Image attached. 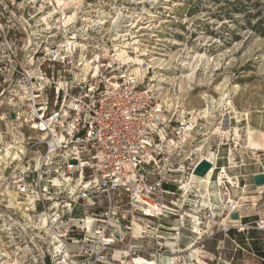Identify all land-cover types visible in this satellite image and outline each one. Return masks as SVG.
I'll use <instances>...</instances> for the list:
<instances>
[{"label": "built area", "instance_id": "2783aa9c", "mask_svg": "<svg viewBox=\"0 0 264 264\" xmlns=\"http://www.w3.org/2000/svg\"><path fill=\"white\" fill-rule=\"evenodd\" d=\"M61 3L0 0V220L9 240L50 264L162 257L145 243L161 246L199 191L203 159L185 157L198 121L170 117L118 59L93 63L114 46L112 30Z\"/></svg>", "mask_w": 264, "mask_h": 264}, {"label": "rangeland", "instance_id": "374dc122", "mask_svg": "<svg viewBox=\"0 0 264 264\" xmlns=\"http://www.w3.org/2000/svg\"><path fill=\"white\" fill-rule=\"evenodd\" d=\"M55 1L62 5V0ZM72 1L76 3L73 9L78 7L74 14L80 9L101 16L105 28L112 30L114 46L101 62L118 59L113 48L126 51L131 58L147 54L143 58L146 71L137 72L136 67L126 65L145 78L170 117L192 126L198 121L185 157L197 162L215 154L218 161L207 197L210 205L201 197L200 185V191L186 201L189 205L184 215L202 223V234L195 233L189 219L175 221L174 217L167 222L171 229L161 246L152 239L145 243L162 257L143 259L147 264L151 260L168 264L176 254L178 264H252L245 261L240 248L242 237L234 233L243 235L238 228L246 216L252 219L249 227L256 229L264 220V188L251 186L252 175L264 172V0ZM127 34L133 36L121 37ZM140 35L141 44L122 47ZM221 127L230 132L229 138L219 132ZM224 167L233 185L220 179ZM1 201L0 197V215L6 212ZM234 214L239 220H232ZM2 224L0 220V264H50L47 257L27 255L28 243L9 240ZM223 225L231 230L223 232ZM179 228L180 237L172 231ZM192 245L197 251H190ZM116 257L121 260L118 253ZM139 258L122 261L139 264ZM70 264L93 262L71 258Z\"/></svg>", "mask_w": 264, "mask_h": 264}, {"label": "bare ground", "instance_id": "6f19581e", "mask_svg": "<svg viewBox=\"0 0 264 264\" xmlns=\"http://www.w3.org/2000/svg\"><path fill=\"white\" fill-rule=\"evenodd\" d=\"M59 1V0H58ZM75 16H76V14H74L71 18L72 19H74L75 18ZM103 18H104V16H102ZM116 21V20H115ZM87 23H90V22H88V20H87ZM117 23V22H116ZM143 29V28H142ZM127 36H133V34H127V35H125V36H121V37H127ZM141 37H143V36H138V37H135L134 36V41H133V43L131 44V43H127L126 45H123L122 47L123 48H126V47H128V45L129 46H137V45H139V44H141L140 42L141 41H139L140 39L139 38H141ZM125 42L126 41H128L129 42V39H125L124 40ZM139 48V47H138ZM116 52H117V57H118V59H119V61H121V62H123V63H125V64H127V65H132L133 67H136V71L137 72H140V70L141 69H143L145 66H148L147 64H146V62L144 61V59L143 58H145V57H147V54H141L140 56H138L137 58H131L130 56H128V54L126 53V51H123V50H121L120 48H117L116 49ZM114 57H115V55H114ZM97 62H100V58L98 57L96 60H95V62H93V63H97ZM92 63V62H91ZM89 64V63H88ZM134 70V69H133ZM143 70H145L146 71V68L145 69H143ZM143 70H142V72H143ZM144 71V72H145ZM144 72H143V75H144ZM140 74V73H139ZM147 75V74H146ZM154 87V86H153ZM206 98H208L207 96H205V99ZM210 108V107H209ZM208 108V109H209ZM235 112V111H234ZM206 115V114H205ZM212 116V115H211ZM210 117V116H209ZM220 130V131H219ZM218 131L219 132H221V134H223L224 136V138H229V135H230V132H228L227 130H226V128H220ZM234 133H235V135H236V138L237 139H239L240 138V136H239V133H238V131L236 130V131H234ZM236 144V143H235ZM231 152V151H230ZM211 153V152H210ZM199 154H200V152H199ZM231 154V153H230ZM210 155V154H209ZM202 156V155H201ZM211 156H213L212 158H209V156H208V154H207V156H202V159L203 160H207V161H212V169L209 171V173L207 174V176L206 177H197L196 179L198 180V183H199V185H200V187L203 189V192L205 193H202V196L201 197H204L205 198V202H206V204L207 205H210V203H208V199L209 198H207L209 195H210V187H211V185H212V176H213V174L215 173V168H214V163H215V160H216V155L215 154H211ZM235 156V155H234ZM233 157V156H232ZM201 158V157H200ZM234 158V157H233ZM232 158V159H233ZM231 159V158H230ZM229 159V160H230ZM235 159V158H234ZM231 161V160H230ZM234 163V162H233ZM224 169V170H223ZM222 170H223V172L221 173V175H220V179H227L228 180V183H229V185H233V181H232V179H231V177L228 175V173H227V169H225V168H223ZM221 181V180H220ZM221 183V182H220ZM220 185V184H219ZM221 186V185H220ZM199 187V186H198ZM240 187V186H239ZM199 191H200V189H199ZM222 195V194H221ZM12 196V199L14 198V201H15V199H16V196L15 195H11ZM207 198V199H206ZM220 198V197H219ZM14 201L12 200L11 201V204L12 205H16L15 203H14ZM212 208V207H211ZM195 213V212H194ZM187 219H189L190 220V222L192 223V225H193V229L195 228V233H197V234H202V231H204V230H202V229H200V227L202 226V223H200L199 221H197V219H196V217H192L191 215H188V216H186V215H184V217H183V220L184 221H186ZM192 229V230H193ZM175 236V235H174ZM181 236V235H180ZM167 237V236H166ZM177 237V236H176ZM178 242V241H177ZM168 243V242H167ZM179 247V246H178ZM189 247V246H188ZM223 248V247H222ZM187 250V249H186ZM185 250V251H186ZM173 251V250H172ZM190 251H192V252H195V251H197V249H196V247L194 246V245H192L191 247H190ZM0 254H1V252H0ZM118 254L120 255V253L118 252ZM175 255V256H174ZM173 255V258H171V260L169 261V263L168 264H178V257L176 256V254H174ZM7 256V255H6ZM71 258H73V257H70V256H66L65 257V259H64V261L61 263V264H70V262H71ZM128 258H131L130 256L128 257ZM163 259V258H162ZM10 261V260H9ZM8 261V262H9ZM132 261H134V259H132ZM138 261H139V264H147L148 262L146 261V260H144L143 258H139L138 259ZM5 262V261H4ZM3 262V264H6V262L4 263ZM149 264H157L156 263V261L155 260H151V261H149Z\"/></svg>", "mask_w": 264, "mask_h": 264}, {"label": "crops", "instance_id": "0c3cea01", "mask_svg": "<svg viewBox=\"0 0 264 264\" xmlns=\"http://www.w3.org/2000/svg\"><path fill=\"white\" fill-rule=\"evenodd\" d=\"M262 173L264 172H257L252 175V187H256L254 184V177ZM260 198L262 199V196ZM250 223H252V219L249 216H246L243 219V224L249 225ZM234 235L242 237L240 242L241 245H243V248H240L245 254V261L251 262L252 264H264V230L252 227L249 231L244 232L243 235H236L235 233ZM182 243L184 242L182 241Z\"/></svg>", "mask_w": 264, "mask_h": 264}, {"label": "water", "instance_id": "95a60500", "mask_svg": "<svg viewBox=\"0 0 264 264\" xmlns=\"http://www.w3.org/2000/svg\"><path fill=\"white\" fill-rule=\"evenodd\" d=\"M212 169V164L207 160H202L198 167L194 171V175L197 177H206L209 171ZM254 184L256 187H264V173L258 174L254 177ZM232 220H239V215H232Z\"/></svg>", "mask_w": 264, "mask_h": 264}]
</instances>
